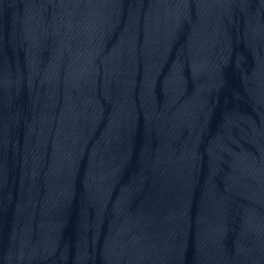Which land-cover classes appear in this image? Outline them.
Segmentation results:
<instances>
[{"label":"water","instance_id":"obj_1","mask_svg":"<svg viewBox=\"0 0 264 264\" xmlns=\"http://www.w3.org/2000/svg\"><path fill=\"white\" fill-rule=\"evenodd\" d=\"M0 264H264V0H0Z\"/></svg>","mask_w":264,"mask_h":264}]
</instances>
